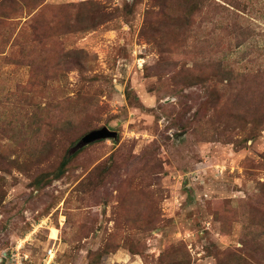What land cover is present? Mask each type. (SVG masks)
Wrapping results in <instances>:
<instances>
[{"label": "rangeland", "instance_id": "374dc122", "mask_svg": "<svg viewBox=\"0 0 264 264\" xmlns=\"http://www.w3.org/2000/svg\"><path fill=\"white\" fill-rule=\"evenodd\" d=\"M51 249L264 264V0H0V264Z\"/></svg>", "mask_w": 264, "mask_h": 264}, {"label": "water", "instance_id": "95a60500", "mask_svg": "<svg viewBox=\"0 0 264 264\" xmlns=\"http://www.w3.org/2000/svg\"><path fill=\"white\" fill-rule=\"evenodd\" d=\"M117 133L110 130L108 127H103L98 130H94L90 132L89 134L85 135L80 142L78 148H82L84 146L90 145L94 142L105 140V139H111L116 138Z\"/></svg>", "mask_w": 264, "mask_h": 264}, {"label": "built area", "instance_id": "2783aa9c", "mask_svg": "<svg viewBox=\"0 0 264 264\" xmlns=\"http://www.w3.org/2000/svg\"><path fill=\"white\" fill-rule=\"evenodd\" d=\"M53 250L48 251V258L46 260L45 264H53ZM28 259V256L24 257L21 255V253L17 252L10 256V264H26V261Z\"/></svg>", "mask_w": 264, "mask_h": 264}, {"label": "bare ground", "instance_id": "6f19581e", "mask_svg": "<svg viewBox=\"0 0 264 264\" xmlns=\"http://www.w3.org/2000/svg\"><path fill=\"white\" fill-rule=\"evenodd\" d=\"M58 231L56 229L51 230V239L57 240L58 239Z\"/></svg>", "mask_w": 264, "mask_h": 264}, {"label": "trees", "instance_id": "16d2710c", "mask_svg": "<svg viewBox=\"0 0 264 264\" xmlns=\"http://www.w3.org/2000/svg\"><path fill=\"white\" fill-rule=\"evenodd\" d=\"M95 143V142H94ZM93 144V143H92ZM75 152L74 153H71L70 155H73V154H75V153H77L78 151L77 150H74ZM80 151V150H79Z\"/></svg>", "mask_w": 264, "mask_h": 264}]
</instances>
